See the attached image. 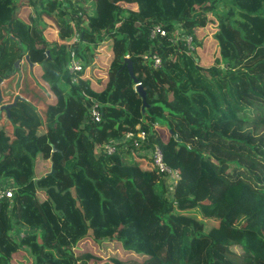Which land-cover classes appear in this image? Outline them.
<instances>
[{"label": "trees", "instance_id": "trees-1", "mask_svg": "<svg viewBox=\"0 0 264 264\" xmlns=\"http://www.w3.org/2000/svg\"><path fill=\"white\" fill-rule=\"evenodd\" d=\"M23 4L38 8V19H19ZM76 7L0 0V29L9 41L14 25L31 43L19 46L32 75L54 92L44 134L9 143L0 135V179L15 188L0 202V264L18 251L31 264H90L92 254L74 253L85 237L122 242L143 257L111 264H264V0H77ZM42 14L54 16L62 42L73 36L66 17L74 20L86 40L73 48L92 69L87 77L70 82L68 47L46 42L35 27ZM209 23L218 56L203 68L174 34L196 41L195 31ZM155 25L166 36L150 37ZM107 40L97 53L100 67L92 48ZM145 54H156L159 67ZM126 55L146 93L143 113ZM92 101L100 121L82 125ZM139 131L146 136L140 149L158 146L177 172L172 199L164 175L133 146L94 153L97 144ZM38 156L52 169L36 176Z\"/></svg>", "mask_w": 264, "mask_h": 264}, {"label": "rangeland", "instance_id": "rangeland-1", "mask_svg": "<svg viewBox=\"0 0 264 264\" xmlns=\"http://www.w3.org/2000/svg\"><path fill=\"white\" fill-rule=\"evenodd\" d=\"M21 3V1H20ZM25 3V2H24ZM22 12L19 14V19L27 20L31 23L36 20L37 13H39V9H32L23 4ZM20 9L17 6V10ZM41 20L44 24L38 23L36 24V28L41 31L42 36L46 40L47 43L55 42L57 33L55 27V18L54 16L41 15ZM38 19V17H37ZM56 30V31H55ZM214 32V25L209 23L204 28H199L195 31V53L194 58L196 59V63L203 68L211 67L214 59L218 56V51L215 43L212 40V33ZM8 41L6 37V32L3 29H0V75L1 72L8 68L13 61L16 59H22L19 64V69L16 73L7 77L3 80L0 85L1 96L3 102L10 103L15 95L22 97L23 99L29 101V105L27 106L25 103H18V108L12 110L15 116H18L20 120V128L18 130H14L10 127V125L4 121H0V135L2 140L5 143H9L11 140L18 138L21 135H41L45 133L44 126V112L46 108L47 102H49L53 98L54 92L44 91L39 83L36 82L34 76L32 75L33 69L29 70L30 65L27 62H24V53L21 51L19 43L23 45V47H29L31 45L30 42L24 41L21 35L19 34L18 29L14 26H10V31L7 33ZM57 42V40H56ZM58 43V42H57ZM100 50V45L92 48V53H94V59L98 62L100 67H102L101 62H99V57L97 56L98 51ZM21 53H23L21 55ZM94 64V63H93ZM88 72H92L91 68L86 69V76H88ZM102 75V74H101ZM99 75H94V80L96 82L100 81L101 78ZM34 82L37 84L34 85ZM55 93L57 91L55 90ZM35 106V109H34ZM24 114L28 119H23L20 114ZM159 130V129H158ZM97 153V151H96ZM36 176L41 175L44 171L52 169V164L49 160H44L41 157H37L36 162ZM165 184H169V180H165ZM167 194V193H166ZM166 196V195H165ZM168 198H171V195H167ZM38 197H45L44 194H38ZM199 217V216H198ZM90 253L92 254L96 260H91L89 263L95 264H111V258L117 259H136L141 260L143 257L136 255L132 252H128L123 245L122 242L119 241H111V242H94L91 238L85 237L80 241L74 249V253L79 255L81 253ZM31 257L25 251H18L11 256L10 264H31Z\"/></svg>", "mask_w": 264, "mask_h": 264}, {"label": "built area", "instance_id": "built-area-1", "mask_svg": "<svg viewBox=\"0 0 264 264\" xmlns=\"http://www.w3.org/2000/svg\"><path fill=\"white\" fill-rule=\"evenodd\" d=\"M59 4L58 11H64L68 12L71 11L72 9H76V1L77 0H56ZM76 16H81L83 18V24L85 25L87 20H85V17L83 16V13L77 12ZM75 16V18H76ZM67 22L73 29V36L69 41L63 42L64 45L68 47L67 53H66V59H67V64H66V72L71 76L70 82L75 83L76 80L78 79L80 73L84 71L82 62L80 59L77 57L76 52L74 50V45H80L82 47L86 46V40L82 39L78 32L74 30V20L71 19V17H66ZM180 30H178L174 34V38L178 39L179 37L183 40L186 48H187V53H194L195 52V42L192 36H180ZM166 30L160 26V25H155L152 27L150 31V37H154L156 35H159L161 37L166 36ZM84 38V35H83ZM125 59L128 58L126 55L124 57ZM142 59L148 60L150 59L152 61V66L154 68L159 67L160 65V58L156 55H142ZM88 120L92 122H99L100 121V113L98 110L97 103L95 102H90V105L86 106V113L84 115V119L82 121V125L86 124ZM155 126V125H154ZM145 133L142 131H139L138 133H133V132H127L124 134V136L120 140H111L107 143L104 144H97L95 146V153L97 151V155L99 154H107L111 155L113 153H116L117 151L123 150L129 145L133 146L136 149V153L138 156L143 157L148 159L152 165L158 170L159 173H162L164 176V184L165 180H169V184H165L166 188V197L167 195L170 194L172 199L173 196V188L176 184V181L178 180V175L177 172L170 169L165 163L163 162V155L160 150V148L156 145H154L152 148L147 149V150H141L140 147L141 145L145 142ZM15 188L13 187V183L9 179H0V202L4 199H11L13 196V191ZM20 236H23L22 233H20Z\"/></svg>", "mask_w": 264, "mask_h": 264}, {"label": "water", "instance_id": "water-1", "mask_svg": "<svg viewBox=\"0 0 264 264\" xmlns=\"http://www.w3.org/2000/svg\"><path fill=\"white\" fill-rule=\"evenodd\" d=\"M25 59L28 61V57H25ZM21 60L17 59L15 60L12 65L10 66L9 69L5 70L2 75L0 76V85L2 84L3 82V78L4 77H11L13 76L16 71L19 69V64H20ZM125 63H126V69H127V72H128V75H129V78L130 80L134 83L135 85V92L137 93V95L140 97L141 99V102H142V105H141V111L142 113L144 112L145 110V107L147 106L146 104V93L145 91L143 90V88L141 87V85L138 83L136 77L134 76L133 74V69H132V63H131V60H129L128 58L125 59ZM28 64L30 65V67L33 65L32 63H30L28 61ZM21 100V97L20 96H16L14 98V100L11 102V103H6V102H3V99H2V96H1V90H0V113L3 111L5 114H6V117L7 118H10V115H9V111L11 108H13L17 102ZM53 170L50 171V173L52 172Z\"/></svg>", "mask_w": 264, "mask_h": 264}, {"label": "flooded vegetation", "instance_id": "flooded-vegetation-1", "mask_svg": "<svg viewBox=\"0 0 264 264\" xmlns=\"http://www.w3.org/2000/svg\"><path fill=\"white\" fill-rule=\"evenodd\" d=\"M17 60V59H16ZM19 60H21L22 61V59H19ZM24 60V62H27L28 63V61L24 58L23 59ZM12 64V63H11ZM10 67V66H9ZM8 67V68H9ZM30 69H33V65L31 66V67H29V70ZM34 69H35V64H34ZM6 70V69H5ZM2 74V73H1ZM6 79V78H5ZM34 85H36L37 86V84L34 82ZM17 95H15L14 97H13V99H12V101L14 100V98L16 97ZM11 101V102H12ZM10 102V103H11ZM18 103H25L27 106H30L29 104V101H27V100H25V99H23L22 97H21V100H19L18 102H17V104ZM17 104L13 107V108H11L10 109V111H9V115H10V118H7L6 117V114L2 111L1 113H0V121L1 120H4V121H6L9 125H10V127L12 128V129H14V130H18L19 128H20V120H19V118H18V116H15V114L12 112V110H14V109H16V108H18V106H17ZM34 109H35V106H34ZM20 116L23 118V119H28V117H26L24 114H20Z\"/></svg>", "mask_w": 264, "mask_h": 264}, {"label": "crops", "instance_id": "crops-1", "mask_svg": "<svg viewBox=\"0 0 264 264\" xmlns=\"http://www.w3.org/2000/svg\"><path fill=\"white\" fill-rule=\"evenodd\" d=\"M88 13H90V11L88 12ZM85 20H86V16H85ZM36 23V22H35ZM44 24V23H43ZM55 27H56V32H58V27H57V25L55 24ZM57 35H58V33H57ZM55 40V42H56V40H57V42H58V44H63V42L62 41H59V39H58V36H56V39H54ZM109 40H107V41H104V42H102L101 44H99L100 45V50L99 51H101V49H102V47H103V45L105 44V43H107ZM50 43H53V42H50ZM98 51V52H99ZM95 57V56H94ZM92 66H94V64L92 65ZM88 68V67H87ZM86 68V69H87ZM85 70V69H84ZM92 70V69H91ZM83 73V77H87L85 74H86V70L85 71H83L82 72ZM98 77H100L101 79H102V75H99ZM154 128H156V129H160L159 128V125H155L154 126ZM94 153H95V150H94ZM96 154V153H95Z\"/></svg>", "mask_w": 264, "mask_h": 264}]
</instances>
